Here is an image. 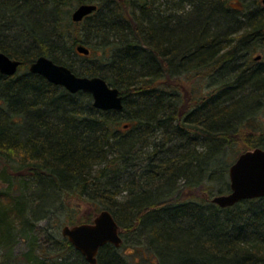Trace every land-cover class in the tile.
<instances>
[{"label":"trees","instance_id":"16d2710c","mask_svg":"<svg viewBox=\"0 0 264 264\" xmlns=\"http://www.w3.org/2000/svg\"><path fill=\"white\" fill-rule=\"evenodd\" d=\"M75 1L97 9L73 22ZM158 1L0 0V51L20 61L0 73V264H88L47 227L61 212L89 222L82 203L109 210L120 235L148 226L140 264H264V196L209 200L230 190L241 152L264 148V4ZM92 40L73 67V47ZM41 55L118 88L122 109L29 72ZM41 219L45 247L32 235ZM23 238L24 255H11ZM125 244L100 247L97 264H131Z\"/></svg>","mask_w":264,"mask_h":264},{"label":"water","instance_id":"95a60500","mask_svg":"<svg viewBox=\"0 0 264 264\" xmlns=\"http://www.w3.org/2000/svg\"><path fill=\"white\" fill-rule=\"evenodd\" d=\"M264 4V0H261ZM97 9L94 3H80L71 12V20L80 22ZM80 55L87 56L89 48L78 43L74 46ZM259 55L255 56L258 60ZM20 61L0 51V73L10 76L17 72ZM29 72L39 74L48 82L64 87L70 93L78 91L91 94L93 106L100 110H121L122 96L116 87L110 86L99 76H78L69 67L55 63L49 57L38 56L28 67ZM230 190L214 194L209 200L221 207L232 206L242 200L264 196V148L241 152L228 168ZM62 237L66 238L82 254L88 264H97V254L103 245L110 243L118 248L122 243L119 226L107 209L100 210L91 222L63 225Z\"/></svg>","mask_w":264,"mask_h":264},{"label":"rangeland","instance_id":"374dc122","mask_svg":"<svg viewBox=\"0 0 264 264\" xmlns=\"http://www.w3.org/2000/svg\"><path fill=\"white\" fill-rule=\"evenodd\" d=\"M159 2H163V0H159ZM78 2H74L70 8V11L72 12L74 10V8L77 6ZM71 15V14H70ZM95 40H92L90 44H85L88 48L91 47V45L95 44ZM73 52H72V63H73V67H76L79 63V61L82 59V55L78 54L74 47H73ZM203 82H198L195 81L191 86L196 88V91L198 94L202 93L203 90H206L205 88L207 87V83L204 80V84L202 85ZM263 117V116H262ZM264 123V120H263ZM227 182H229L228 179V174H227ZM216 184V183H215ZM220 184V183H219ZM216 184L217 188H221V185ZM180 185H182V182H180ZM223 188V187H222ZM217 190V189H216ZM214 190L213 194H218L217 191ZM207 191L202 190V189H198L195 191L196 196L199 199H203V200H208V196H207ZM210 199V197H209ZM72 204H75L72 203ZM99 212V211H98ZM98 212H95L93 209L92 205H86L85 203H82L80 205H78V207H75V214L77 215V217H86L88 215L91 216L90 221L91 222L93 220V218L96 216V214ZM69 220V216L66 214V212H61L57 214H54L51 218V222L48 223L47 225V220L46 219H41L38 223H36V231L37 233H33V237L35 236V238L39 241L38 243L42 244V246H48V244H46V240L44 239V235L46 234V232H38V228L41 227H48V230L51 229L50 227H54L57 229V234L58 236H60L62 238L61 235V228L63 225H71L68 223ZM52 231V230H50ZM49 231H47L48 233ZM121 237L123 238V240L126 241V244L123 245L120 248V253L122 255L125 256V258L127 260H129L131 264H140V258L142 257V255L144 256V254H142L141 252H139V248L136 247V244L138 245H146L147 242H149V229L148 226H143V225H139L136 229L132 230V231H121ZM14 240V239H13ZM27 246H28V239H22V241L15 240L13 242L12 245V250H11V255L13 256H23L24 253L27 250ZM140 248H143V246H139ZM4 254V251L2 248H0V262L2 260V256ZM73 259V257H71ZM144 263V262H143ZM146 263V262H145Z\"/></svg>","mask_w":264,"mask_h":264},{"label":"flooded vegetation","instance_id":"af4514ba","mask_svg":"<svg viewBox=\"0 0 264 264\" xmlns=\"http://www.w3.org/2000/svg\"><path fill=\"white\" fill-rule=\"evenodd\" d=\"M83 3H86V2H83ZM78 5V4H77ZM82 56H84V55H82Z\"/></svg>","mask_w":264,"mask_h":264}]
</instances>
